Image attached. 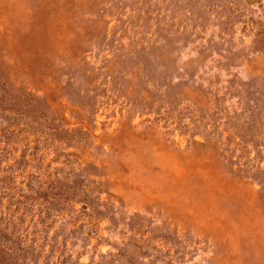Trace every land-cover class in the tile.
<instances>
[{"label": "rangeland", "instance_id": "obj_1", "mask_svg": "<svg viewBox=\"0 0 264 264\" xmlns=\"http://www.w3.org/2000/svg\"><path fill=\"white\" fill-rule=\"evenodd\" d=\"M0 264H264V0H0Z\"/></svg>", "mask_w": 264, "mask_h": 264}]
</instances>
